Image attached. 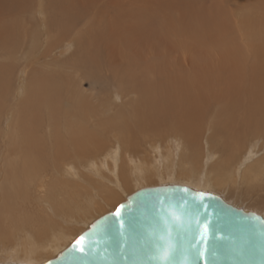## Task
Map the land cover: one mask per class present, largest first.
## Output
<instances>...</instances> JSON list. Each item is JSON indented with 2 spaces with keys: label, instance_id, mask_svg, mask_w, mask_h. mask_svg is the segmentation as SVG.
<instances>
[{
  "label": "bare ground",
  "instance_id": "1",
  "mask_svg": "<svg viewBox=\"0 0 264 264\" xmlns=\"http://www.w3.org/2000/svg\"><path fill=\"white\" fill-rule=\"evenodd\" d=\"M62 2L52 0L46 7V0H21L8 11L13 10L11 18L0 24V137L6 121L8 142L0 158V264H43L55 258L107 209L112 212L131 194L151 188L147 183L150 181L159 186L180 185L211 193L264 219V103L253 98L264 88H250L245 99L239 92H229V85L215 90L209 85L210 89H198L197 84H188L191 77H185L195 60L185 57L180 64L173 62L176 67L180 65L185 80L180 81L185 85L176 89L151 85V89L143 85L128 88L126 84L140 81H118L126 83L121 88L129 89L122 98L141 93L140 99L127 105L131 112L86 104L80 100L81 94L73 90L74 81L69 83L68 74L77 71L75 64L86 69V76L99 69L94 42H78L81 51H91L67 67L70 73H61V67H53L50 59L60 45L62 54L71 50L76 41L72 36L76 22L85 21L90 15L94 19L95 9L108 15L112 38L120 30L117 20L128 16L132 22L133 9L130 0ZM48 9L50 17L45 15ZM55 12L59 16L51 21ZM19 13L24 20L27 14L42 17L41 32L27 29L28 24H23ZM140 17L144 19L145 15ZM140 27L145 28L146 24H139ZM127 36L123 41L134 44L133 38L128 40ZM39 60L47 63L39 73L31 75L26 87L18 86L13 96L9 92L10 81L27 74L28 69L32 72ZM132 61L127 60V65ZM229 61L223 59L221 63L227 65ZM244 61L242 70L251 79L261 78L264 85V54L247 56ZM154 69L163 71L161 67ZM230 94L234 95L229 100ZM117 97L114 94L113 99ZM212 103L215 108L207 122ZM196 110L199 113L194 114ZM61 123L69 138L65 149L63 143H47L39 136V130L49 135H53L52 130L60 133ZM111 134V139L104 138ZM50 148H54L55 155ZM66 157L67 164L60 166ZM48 168H52L55 177L45 182ZM129 190L133 191L128 193Z\"/></svg>",
  "mask_w": 264,
  "mask_h": 264
},
{
  "label": "rangeland",
  "instance_id": "2",
  "mask_svg": "<svg viewBox=\"0 0 264 264\" xmlns=\"http://www.w3.org/2000/svg\"><path fill=\"white\" fill-rule=\"evenodd\" d=\"M50 1L52 0H46V7H48L49 4L47 3H50ZM65 1L67 2V0H63L62 3ZM12 2L11 0H0V24L3 21H7L8 18H11L13 10H11V13L8 11L13 4L21 3V0H12ZM130 2V9H133L134 18L131 23L128 16H122L117 20L116 25L120 28V30H116L118 33V35L117 33L116 35L118 37H109L110 33L108 32H110V28L107 21L109 17L105 15L101 9H95L96 11L94 13L96 16L94 19L90 18V15L85 21L76 22L72 35L74 39L76 38V41L71 50L68 53L62 54L60 53V45L57 49V53L50 59V62L54 64L53 67L56 69L61 67L59 68L61 73H70L67 71V67L69 66L71 68L73 61L77 60L80 56H85L87 52L91 51H81L78 42L82 40L81 45L92 41L94 42V52L98 51L99 54V69L86 76V73H84L86 69L81 68L79 64H75L78 68L77 71L71 75L68 74V76H70V78H68L69 83L74 81L72 82L74 85L73 90L81 94L80 96L82 97L79 98L84 103L89 105L92 104V106L102 104L104 107L103 110L114 109V111H117L122 108L131 112V108L127 105H129L131 101L140 99L141 93H132L130 96L122 98L121 96L126 95V91L129 89L121 88V86L126 83L120 84L118 81H140L126 84L128 88L136 85L138 89L139 85H143V88L151 89V87L148 86L151 85L155 88H164V90L176 89V87L181 86L180 84H184L181 82L185 80H183V75L180 73V65L176 67L173 62L175 61L180 64V59H184L185 57L195 60L196 64H191L189 62L193 70L190 69L191 71H187L190 74L185 72V77H191L192 80L188 82V84H197L196 86L198 87L196 88L198 89H207L208 87V89L213 88L212 90H215L218 86L223 87L224 85H229V92H239L242 94V99H245V95H247L248 92L250 93L251 89L259 88L260 86L264 88L261 78L258 77V80L251 79L248 77V74L242 70L245 64L244 60L247 56L253 58V55L264 54V0H130ZM138 8L144 9L145 12L139 11ZM107 12L110 16L114 15L112 11ZM143 14L145 15L144 19L140 17ZM36 15L37 14L31 16V14H27L24 20L19 13L23 24H28L26 27L27 29H30V31L37 29V32H41L40 30L42 28H40L41 26H39V24L42 17ZM45 15L50 17L49 9ZM58 16L59 14L55 12L51 21H55ZM89 19H91V21ZM142 23L146 24V27H140V29L139 24ZM133 28L135 32L132 31ZM50 29L54 30L55 28L51 26ZM125 29H127L128 33ZM27 35L31 36L29 33H27ZM125 35H128V40H132L133 38L134 44L123 41L126 39ZM39 37L40 36H38V38ZM39 40L41 42L43 41L40 38ZM111 40H113V42ZM43 46L44 45L41 44V48ZM39 52V56H41V50ZM1 56L2 53L0 51V65H2ZM223 59H228L232 63L229 61L227 65L222 64L221 62ZM127 60H133L132 62L134 63L130 62V65H127ZM22 63L21 61L20 64L22 65ZM46 63V60H39V62L37 61L35 66H33L34 70L31 69L33 70L32 72L28 69V76L27 74H19L20 77L15 76L10 81L11 84L9 83V87H11L9 92L14 96L18 90V86L21 87L23 85V88L26 87L31 75H35L36 72L39 73L38 71H40L41 67ZM239 65L241 67H239ZM155 67L159 69L161 67L163 71L158 73L159 70L156 71L154 69ZM220 73H225V75H221ZM18 78L21 80L20 82ZM235 78L239 79L237 80ZM216 79L219 80L218 83ZM211 83L212 85H210ZM208 85L211 87L209 88ZM239 85L243 87H241V89H239L240 87L237 88ZM114 94L118 95L117 99H113ZM256 94L257 95L253 96L254 100H260L259 102L263 101L262 103H264V99H261L262 96V98H264V91H257ZM230 95L232 96H229V100L234 94ZM14 102H16V100L12 103ZM199 104L205 105L203 102H199ZM214 108L215 105H213V103L210 104L208 113L206 114L207 122H209ZM193 112L194 114L199 113V110ZM110 113L112 114V112ZM6 119L7 118H5V120ZM5 123L2 127L3 132L0 137V158H2V155L8 147L5 134L7 125H5ZM59 125L63 127L60 133L57 132L59 134H57L55 130V132L52 130L51 134L53 135L46 133L47 136L45 130H39L41 134L39 136L47 141V143L54 144L56 141L60 144L63 143L64 146L62 147L65 149L67 148V141L69 139L67 136V129H65V124L61 123ZM54 133L57 135L54 136ZM112 136L113 134L104 136V138L111 139ZM50 149L52 150V154L55 155L54 148ZM51 150L49 151L51 152ZM64 164H67V157L61 160L60 166H64ZM47 171V177L44 181L50 182V180L55 177V174L52 168H48ZM147 183L151 188L152 186L159 187V183L155 181ZM133 190H129L128 193H131ZM122 200H124V198ZM33 210H35V212L37 211L35 205L33 206ZM108 210L110 211V209H107V213ZM26 213L29 214L30 212L27 211Z\"/></svg>",
  "mask_w": 264,
  "mask_h": 264
},
{
  "label": "water",
  "instance_id": "3",
  "mask_svg": "<svg viewBox=\"0 0 264 264\" xmlns=\"http://www.w3.org/2000/svg\"><path fill=\"white\" fill-rule=\"evenodd\" d=\"M43 264H264V219L185 186L142 189Z\"/></svg>",
  "mask_w": 264,
  "mask_h": 264
}]
</instances>
